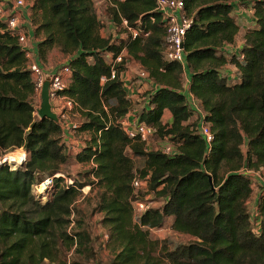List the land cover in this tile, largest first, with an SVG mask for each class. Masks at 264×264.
I'll return each instance as SVG.
<instances>
[{
  "label": "trees",
  "instance_id": "obj_1",
  "mask_svg": "<svg viewBox=\"0 0 264 264\" xmlns=\"http://www.w3.org/2000/svg\"><path fill=\"white\" fill-rule=\"evenodd\" d=\"M30 1L35 36L44 35L37 45L40 60L54 49L71 56V83L63 94L75 101L78 132L90 139L74 153L63 141L61 123L36 115L26 51L0 19V160L18 149L29 154L15 167L7 160L0 164V264H68L64 248L92 253L90 234L73 229L71 220L86 186L98 190L94 211L103 214L109 264H264V0L247 5L255 18L247 28L234 15L242 0H185L192 19L184 40L187 93L184 66L165 59L167 25L156 0H112L110 19L121 27L126 19L138 30L136 38L124 27V36L103 37L93 0ZM239 39L237 52L223 50ZM122 52L158 86L135 119L174 145V154L147 151L140 138L124 132L120 121L134 102L123 83L111 79L108 63ZM227 64L236 68L235 82L222 71ZM189 96L213 133L210 145L199 134ZM165 112L171 115L167 123ZM72 161L95 164L84 182L68 183L63 167ZM248 172L263 179L254 216ZM135 178L160 201L140 217L133 203L145 201V194L135 191ZM47 180L51 187L38 192ZM160 229L190 240L154 239L152 231Z\"/></svg>",
  "mask_w": 264,
  "mask_h": 264
},
{
  "label": "built area",
  "instance_id": "obj_2",
  "mask_svg": "<svg viewBox=\"0 0 264 264\" xmlns=\"http://www.w3.org/2000/svg\"><path fill=\"white\" fill-rule=\"evenodd\" d=\"M95 3H102L106 0H93ZM185 0H156V10L163 14L164 20L166 21L167 31H166V48H165V59L169 62H177L186 66V53L184 50V40L187 30L190 28L192 19L186 15L185 12ZM113 6V4H111ZM27 3L25 0H15L14 2H3L0 1V19L5 21L7 29L12 32L19 41L21 47L26 51V57L28 59V68L32 72L34 84H35V93L38 96L41 94L42 87L45 81L46 76H50L52 81L50 85V96L53 111L58 114L59 121L62 125L63 130V141L67 147L73 150L75 153L82 151V146H74L69 142V139L73 138L75 134L78 133L79 123L75 122L72 118L78 116L79 114L76 110L75 101L67 95H64L63 92L68 89L71 83L72 71L67 66H62L57 72L48 75L44 68L40 65L38 61L34 60V54L29 48V31L28 28L32 26L29 18V10H26ZM31 24V25H30ZM121 25L128 29L133 38H136L139 35L138 30L132 29L129 27V23L126 19L121 18ZM240 47H237L235 44H228L223 47V50L228 51L232 50L237 52ZM125 52H122L117 57L110 56L108 58V63L111 67V79L118 78L130 97L133 93V85L130 84V78L126 77V72L129 71L119 69V66L123 65L124 67L128 66L130 63V58H125ZM125 62V63H124ZM136 76L139 80H143L146 83L150 84L153 88L158 86L150 79L148 72L144 68L140 67L136 71ZM103 82L106 81V78L102 79ZM189 104L194 110V113L200 119L199 124V134L204 138L206 143L210 145L214 139L213 133L210 130L208 124L203 120L204 116L199 108V104L196 99L192 96H189ZM80 116V115H79ZM120 124L129 138H140L145 143L147 151H162L165 154H174L175 147L172 144L166 146L157 147L151 143L152 138L156 136V129L147 126L144 123H140L137 118L134 121H130V118L127 116L120 121ZM75 147V148H72ZM28 157H23V160L20 163L25 162ZM6 161V158L0 160V164ZM90 166H95L93 162L90 163ZM251 176L256 175V173L248 172ZM58 176V175H57ZM51 180H47L42 183L39 187H36L38 192L44 191L51 187ZM69 184L73 182L68 181ZM146 183L141 181L139 178H135L133 181V187L138 193L143 189V186ZM45 185V188L41 187ZM134 215L135 217H140L149 207V204L146 201L137 200L133 203ZM254 215H256L254 213ZM253 215V216H254ZM260 224L257 221L253 222V228L255 232L259 231Z\"/></svg>",
  "mask_w": 264,
  "mask_h": 264
},
{
  "label": "rangeland",
  "instance_id": "obj_3",
  "mask_svg": "<svg viewBox=\"0 0 264 264\" xmlns=\"http://www.w3.org/2000/svg\"><path fill=\"white\" fill-rule=\"evenodd\" d=\"M3 2H14L15 0H0ZM27 3V9L29 10V18H30V23L32 24V26L34 27V29H36V26L33 25L32 21H31V1L30 0H25ZM252 0H242L241 3L238 4V8H240V10H246L248 9V6L251 3ZM96 4V8H97V14L101 23V33H103L104 37H112V38H116L119 37L120 35L124 36L125 32L123 27L116 25V23L114 21H112L107 13V10L110 9L112 7L111 4L112 0H106L102 3H95ZM237 11H234V15L236 16L237 20L240 22V24H242L243 26H249L251 24L250 22V17L251 15L249 13H247L246 15H241V14H237ZM242 17H244L243 19H241ZM113 26V33L111 31H109V27ZM102 35V36H103ZM43 34H41L39 36V39L43 38ZM56 51H58L57 49H54ZM59 52V51H58ZM227 52H234L232 50H228ZM61 53V52H59ZM62 54V53H61ZM64 55V54H63ZM58 58V55L56 54V56ZM65 57V55H64ZM63 57V58H64ZM67 57V56H66ZM131 60V59H129ZM61 61V60H60ZM64 66V65H63ZM126 70H130V64L129 66L125 67ZM234 69V70H233ZM227 70L230 71V73H234L235 72V68L233 65L228 64L227 66ZM136 80V79H134ZM133 78L130 79V81L133 83L134 82ZM232 81H235V79H232ZM185 93H187V91H185ZM145 95V93H144ZM135 103V102H134ZM35 107L38 109L40 108L41 105V98H40V94L37 96V98L34 101ZM138 103H135V105ZM37 115V113H36ZM38 116V115H37ZM73 120L77 123H79L81 121L80 116H76L75 118H73ZM164 121H166V119H164ZM192 123H197V118L193 117L191 119ZM90 139V134L88 133H80L78 132L77 134H75L74 136V142L77 143V145L74 146H82L84 144H86ZM151 143L154 146H166L168 144H170V142L167 139H161L157 136H155L154 138H152ZM75 148V147H72ZM25 154L26 151L25 150H21L18 149L14 152L11 153H7L3 158H6V160L9 162V158L12 159L10 160V164L15 167L17 166L20 161H21V156L20 154ZM21 154V155H22ZM29 158V154L27 155ZM67 176V181L71 180L72 182L74 180H78V181H85L86 178V174L89 171V169L91 168V166L83 164V163H77V162H73L68 165L63 167ZM261 178L260 176H252V181L255 185L254 187V193H253V197L251 199L250 202V212L251 214L254 215L255 213V197H257L259 195V182H260ZM97 187L92 188V186H86L82 189V195L79 197V199L77 200V202L75 203V209L76 212L71 216V220L73 221V225L72 228L73 229H85L87 230V232L90 234L91 237V241L88 244V247L93 251L92 253H85V254H77L75 253L74 249H70L67 250L64 248L63 250V255H62V259H64L68 264H70L71 261L73 260H77V261H81L82 264H109L110 259H111V254L110 251L108 249V245H107V232L104 228V226L101 224V220L103 218V214H99V213H95L94 209H95V205H96V199H97ZM139 192L144 193V200L149 204V207H157L160 205V201L156 198V196L153 193H148L147 190V185L145 184L143 186V190H140ZM152 237L154 239H159L161 241H163L166 237H170L173 238L174 240H176L177 242L183 241H189L190 238L188 236H183V235H177L174 234L170 231H168L167 229H160V230H155L152 231ZM93 254V255H92ZM46 264H58L57 262L54 263H50L49 261H46Z\"/></svg>",
  "mask_w": 264,
  "mask_h": 264
},
{
  "label": "crops",
  "instance_id": "obj_4",
  "mask_svg": "<svg viewBox=\"0 0 264 264\" xmlns=\"http://www.w3.org/2000/svg\"><path fill=\"white\" fill-rule=\"evenodd\" d=\"M238 3H236V5H235V11L238 12L237 13L238 15L241 14V15H246L247 16V13H249L251 15V17H250L251 24L250 25H252L254 23V21H255V18L253 16V11L250 8H248L246 10H240V8H238ZM243 18L244 17H242L241 19H243ZM239 24H240V22H239ZM240 25L243 28H247L248 27V26H243L242 24H240ZM108 29H109V31H111L113 33V30H112L113 26H110ZM28 31H29V35H30L28 46L32 50V52L34 54V60L33 61H38L40 63V65L44 68V70L48 73V75H51V74L57 72L63 65H67L68 64L69 60L71 59V56H67V57L65 56L64 57L63 54L59 53L56 50H53V51H51L49 53V55L47 56L46 62H42L40 60V58H39L38 49H37V45H38V43L40 42L41 39H39L38 37L35 36V29H34L33 26L29 27ZM101 34L103 35V33H101ZM103 37H104V35H103ZM235 45L237 47H240L242 45L241 39H239L235 43ZM56 54L58 55V58L55 57ZM130 59H131L130 63H129L130 64V72L129 71L126 72V77H127V79H128V77L130 79L133 78V80L136 79V80H134L133 83L130 81V84L133 85V91L132 90L130 91V93H133V94L130 97L132 98L133 102L138 103V104L135 105V103H134L133 112L128 114L127 116L130 118V121H134L136 113L139 111L140 108H142L143 106L146 105L145 104L146 103L145 100L147 99V97L152 92L153 87L150 84L146 83L145 81L139 80V78L136 76V71H137L138 68H140L142 66L135 59H133V58H130ZM129 64H128V66H129ZM227 66H228V64L222 69V71H223L224 74L228 75L230 81H232V79H236V76H235L236 68L234 67L235 68V72L234 73H230V71L227 70ZM190 74L191 73H190V71H189V69H188V67L186 65L185 68H184V74H183L184 75V89H185V91H187V88H188V85H189V82H190ZM232 82H235V81H232ZM144 93H145V95H144ZM75 117L76 116H74L73 118H75ZM193 117L197 118L195 115ZM164 119H166V121H164ZM170 120H171L170 113L169 112H165L163 117H162L163 123H167ZM70 142L72 143V145H77V143L74 142V136H73V138L69 139V142H66V143H70ZM83 146H85V144ZM71 151H73V150H71ZM255 176H258V177L260 176V178H261L260 182L263 181L262 176H261L260 173H256ZM257 197H255V200L257 199Z\"/></svg>",
  "mask_w": 264,
  "mask_h": 264
},
{
  "label": "water",
  "instance_id": "obj_5",
  "mask_svg": "<svg viewBox=\"0 0 264 264\" xmlns=\"http://www.w3.org/2000/svg\"><path fill=\"white\" fill-rule=\"evenodd\" d=\"M51 77L46 76L42 91L40 94L41 105L40 108L37 109L36 113L40 119L49 118L54 120L55 122L59 121V116L57 113L53 111L51 96H50V85H51Z\"/></svg>",
  "mask_w": 264,
  "mask_h": 264
},
{
  "label": "bare ground",
  "instance_id": "obj_6",
  "mask_svg": "<svg viewBox=\"0 0 264 264\" xmlns=\"http://www.w3.org/2000/svg\"><path fill=\"white\" fill-rule=\"evenodd\" d=\"M21 154H20V156H21V161H22L23 160V157H26V153L25 154H22V155ZM11 159H12V156H11V158H9V162H10ZM41 188L44 189L45 188V185H43Z\"/></svg>",
  "mask_w": 264,
  "mask_h": 264
}]
</instances>
